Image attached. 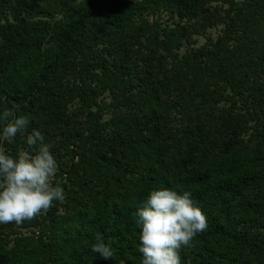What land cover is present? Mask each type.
Returning a JSON list of instances; mask_svg holds the SVG:
<instances>
[{"label": "trees", "instance_id": "trees-1", "mask_svg": "<svg viewBox=\"0 0 264 264\" xmlns=\"http://www.w3.org/2000/svg\"><path fill=\"white\" fill-rule=\"evenodd\" d=\"M5 109L29 126L0 147L40 131L65 201L0 224V264H142L156 188L207 218L181 264H264V0H0Z\"/></svg>", "mask_w": 264, "mask_h": 264}, {"label": "clouds", "instance_id": "clouds-1", "mask_svg": "<svg viewBox=\"0 0 264 264\" xmlns=\"http://www.w3.org/2000/svg\"><path fill=\"white\" fill-rule=\"evenodd\" d=\"M0 121L5 122L0 141L9 143L29 126L27 116H15L9 109L0 113ZM26 140L34 152L24 150L13 156L0 147V224L20 225L47 213L54 202L65 201L64 189L56 181L58 165L51 145L38 130ZM136 215L142 264H181V249L194 247V237L208 228L205 214L187 190L153 189ZM91 251L103 260L114 256L113 248L99 233Z\"/></svg>", "mask_w": 264, "mask_h": 264}]
</instances>
